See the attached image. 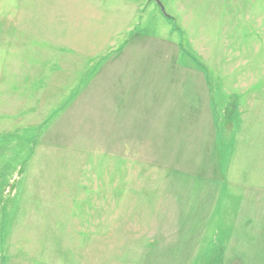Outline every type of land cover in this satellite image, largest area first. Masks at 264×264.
Returning <instances> with one entry per match:
<instances>
[{"label": "rangeland", "instance_id": "obj_1", "mask_svg": "<svg viewBox=\"0 0 264 264\" xmlns=\"http://www.w3.org/2000/svg\"><path fill=\"white\" fill-rule=\"evenodd\" d=\"M158 1L0 0V264H264V0ZM119 69L148 164L100 146Z\"/></svg>", "mask_w": 264, "mask_h": 264}, {"label": "crops", "instance_id": "obj_2", "mask_svg": "<svg viewBox=\"0 0 264 264\" xmlns=\"http://www.w3.org/2000/svg\"><path fill=\"white\" fill-rule=\"evenodd\" d=\"M155 71L156 70H154L153 74H155ZM151 80H155V76H150L149 78L137 77L126 73L125 69H119L118 73H115L111 76V80H106V82H103L104 86H107L106 88H108L109 86L110 88L107 89L106 93H104V96H97L95 101L101 99V123L103 132L101 131L100 146L104 154L122 157L121 159L131 160L132 162H140V160H142L141 163L148 164L152 161H150L149 159V156L151 154V151L149 150L152 147L156 145L163 150L165 144L163 143L164 137L161 132L162 127H158V134L156 136H153L151 134L152 129H150L149 127V122L153 118L140 116V112H142L144 109L143 107H140L142 103L141 100L145 96L149 97V93L154 87L151 84ZM142 81H145V83H141ZM169 86L171 85L161 84L160 89L161 91L165 92ZM111 91H116L115 97L112 96ZM145 92H147L146 95ZM180 92L181 95L178 98V104L181 107H184V104L186 102L184 100L185 96L182 95V89H180ZM105 96L107 98H105ZM162 99H167V96L164 94ZM142 101L147 104H152L149 98ZM162 109V105L157 107V111H161ZM109 113L116 115V121L118 123L117 126L122 131L115 134L108 133L106 136L104 130ZM184 116H189V114L186 113L183 115V117ZM175 118H177V116ZM154 119L158 120L161 123H166L167 117L160 115L158 117H155ZM174 129L175 128H173L172 126H169L166 132L167 139L171 141V143L168 144V147L169 145L173 144V133L174 131H176ZM203 149L204 147L201 145V150L203 151ZM158 153L162 155L161 152ZM206 156L207 155L205 154H201V151L199 152L197 156V162L200 163V165H198V169L204 172L203 177L211 178L213 180V183H215V181H217V179L219 178V175H216L215 172H218L220 166H215L214 163H211L210 170L208 169V173L205 174V164H209V161H206ZM120 162L122 161L120 160ZM219 197L220 194L217 196V198ZM248 199L249 198H247V200L245 201H248ZM260 200H263V198L260 197ZM237 203L239 204L240 202L237 201ZM237 218L238 217L236 216L234 219L232 234H242L240 230L238 231L235 228V225H237ZM235 264H237V262H235ZM238 264H241L240 261Z\"/></svg>", "mask_w": 264, "mask_h": 264}, {"label": "water", "instance_id": "obj_3", "mask_svg": "<svg viewBox=\"0 0 264 264\" xmlns=\"http://www.w3.org/2000/svg\"><path fill=\"white\" fill-rule=\"evenodd\" d=\"M155 2H156V4L159 6V8H160V11L164 14V15H166V13H165V11H164V8H163V6L160 4V2L158 1V0H154ZM167 16V15H166Z\"/></svg>", "mask_w": 264, "mask_h": 264}]
</instances>
